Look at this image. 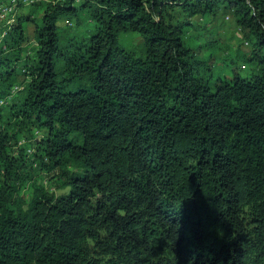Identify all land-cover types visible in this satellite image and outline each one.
Wrapping results in <instances>:
<instances>
[{
    "label": "trees",
    "instance_id": "1",
    "mask_svg": "<svg viewBox=\"0 0 264 264\" xmlns=\"http://www.w3.org/2000/svg\"><path fill=\"white\" fill-rule=\"evenodd\" d=\"M0 29V264H264V0H38Z\"/></svg>",
    "mask_w": 264,
    "mask_h": 264
},
{
    "label": "rangeland",
    "instance_id": "2",
    "mask_svg": "<svg viewBox=\"0 0 264 264\" xmlns=\"http://www.w3.org/2000/svg\"><path fill=\"white\" fill-rule=\"evenodd\" d=\"M197 20H199L200 18L198 17V18H196ZM64 21L65 20H67V19H63ZM64 21H60V27H63V28H67L63 23H64ZM229 22V21H228ZM72 29L74 30L75 29V26L74 27H72ZM94 30V28H93V26L92 25H89V24H85V23H83L82 25H79V32H83V33H87V32H91V31H93ZM224 30L225 31H227V33H228V38L230 37V38H232V37H234V36H238L239 35V32H237V30H235V29H232V28H230V25L227 23L225 26H224ZM76 31V30H75ZM140 37H139V35L138 34H136V33H121L120 35H119V44L122 46V47H124V48H126V49H131L132 48V46L133 45H136L138 42H140ZM232 45H234L233 43H232ZM221 56V58H224V57H226V55H224V54H221L220 55ZM239 64H241V63H239ZM217 71H223V70H221V69H219V68H217Z\"/></svg>",
    "mask_w": 264,
    "mask_h": 264
},
{
    "label": "built area",
    "instance_id": "3",
    "mask_svg": "<svg viewBox=\"0 0 264 264\" xmlns=\"http://www.w3.org/2000/svg\"><path fill=\"white\" fill-rule=\"evenodd\" d=\"M38 0H10V4L4 5L0 4V24L6 23V26H11L15 19V10L18 3L30 4ZM5 35V31L0 29V43Z\"/></svg>",
    "mask_w": 264,
    "mask_h": 264
}]
</instances>
